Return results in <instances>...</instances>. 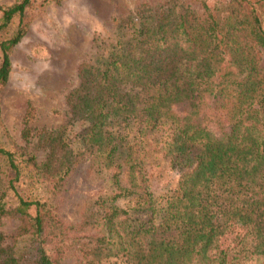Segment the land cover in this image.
<instances>
[{
  "label": "trees",
  "instance_id": "1",
  "mask_svg": "<svg viewBox=\"0 0 264 264\" xmlns=\"http://www.w3.org/2000/svg\"><path fill=\"white\" fill-rule=\"evenodd\" d=\"M36 1L0 4V92L35 11L61 2ZM263 23L264 0H164L117 20L115 41L76 66L63 94L67 123L80 126L74 139L32 127L27 106L23 147L0 144V219L12 213L18 221L13 233L0 232V264H62L76 244L81 264H227L218 242L234 224L264 264ZM33 138L40 161L25 147ZM159 156L177 169L162 204L146 169ZM87 157L112 188L74 224L60 214L61 194ZM6 190L16 196L12 209ZM20 240L32 250L26 263Z\"/></svg>",
  "mask_w": 264,
  "mask_h": 264
},
{
  "label": "rangeland",
  "instance_id": "2",
  "mask_svg": "<svg viewBox=\"0 0 264 264\" xmlns=\"http://www.w3.org/2000/svg\"><path fill=\"white\" fill-rule=\"evenodd\" d=\"M14 0H0V4H10ZM41 0H37L35 5ZM164 0H61L43 4L42 9L34 10L26 34L12 48L8 80L0 92V144L12 148V144L23 147L20 130L25 109L32 110L30 125L46 130L61 129L68 140H73L80 126L67 123L62 97L74 87L75 70L81 61L93 60L101 47L115 41L117 20H125L133 15L138 5L149 3L156 5ZM29 12L28 14H30ZM12 20L7 35L15 27ZM264 29V23H263ZM37 131V130H36ZM36 131L35 134H36ZM36 139H32L26 147L31 150L37 161L42 160L43 152L37 149ZM160 157V156H159ZM152 159L146 165L151 190L156 197V204L167 190L173 189L176 183L177 169H171L168 158ZM152 158H154L152 156ZM0 185H4L0 181ZM61 194L63 199L60 214L64 220L77 224L83 217H90L95 210V197L111 190L107 172L89 158L80 162L68 180V185ZM19 190V189H18ZM22 195V193H20ZM163 199V198H162ZM7 209L16 203L15 194L6 190L3 198ZM127 209L133 205L125 202L117 203ZM137 218V213L131 215ZM18 226L17 216L9 213L0 219V232L4 235L13 233ZM245 230L237 224L223 235L218 242V250H225L227 264H262L261 260L250 254L248 237L241 239ZM6 243L10 239L6 238ZM27 241L20 240L15 249L25 256L23 263L32 259V250L27 248ZM78 245L68 246L62 253V264H81ZM95 264H126L120 258H104Z\"/></svg>",
  "mask_w": 264,
  "mask_h": 264
}]
</instances>
